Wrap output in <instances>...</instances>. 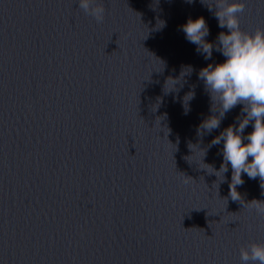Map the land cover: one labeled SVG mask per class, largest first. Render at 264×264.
Returning <instances> with one entry per match:
<instances>
[{
    "label": "water",
    "instance_id": "1",
    "mask_svg": "<svg viewBox=\"0 0 264 264\" xmlns=\"http://www.w3.org/2000/svg\"><path fill=\"white\" fill-rule=\"evenodd\" d=\"M204 19L206 40L227 31ZM185 22L0 73V264H241V246L264 242L247 207L264 201L260 178L242 174L233 201L231 165L224 182L209 173L242 105L200 134L212 100L199 71L225 57L206 60ZM240 25L264 28V4Z\"/></svg>",
    "mask_w": 264,
    "mask_h": 264
},
{
    "label": "clouds",
    "instance_id": "2",
    "mask_svg": "<svg viewBox=\"0 0 264 264\" xmlns=\"http://www.w3.org/2000/svg\"><path fill=\"white\" fill-rule=\"evenodd\" d=\"M77 3L86 15L97 23L103 22L105 9L96 0H77ZM213 9L218 26L227 29L218 33L215 41L206 40L209 28L203 16L189 17L181 26L185 38L196 45L206 60L211 59L214 48L225 57L223 61L208 63L199 71V78L212 100L211 112L200 124V134H211L220 127L226 113L238 104L242 108L237 122L229 124L211 141L212 145L223 141V162L219 170L205 163L214 171L201 168L217 178L222 176L219 181L224 182L231 165L229 195L233 201H242L237 191L244 183L242 174L250 179L259 177L264 188V28L257 27L254 31L241 28L243 0H215L214 5L209 6L210 11ZM217 103L219 107L215 106ZM250 122L252 129L245 135ZM247 207L264 217V201L252 200ZM239 259L241 264H264V242L253 241L241 246Z\"/></svg>",
    "mask_w": 264,
    "mask_h": 264
}]
</instances>
